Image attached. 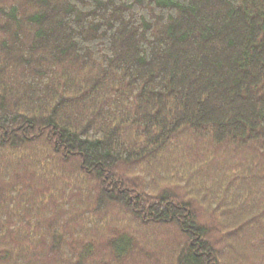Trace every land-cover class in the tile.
Segmentation results:
<instances>
[{
	"label": "trees",
	"instance_id": "obj_1",
	"mask_svg": "<svg viewBox=\"0 0 264 264\" xmlns=\"http://www.w3.org/2000/svg\"><path fill=\"white\" fill-rule=\"evenodd\" d=\"M0 264H264V0H0Z\"/></svg>",
	"mask_w": 264,
	"mask_h": 264
}]
</instances>
